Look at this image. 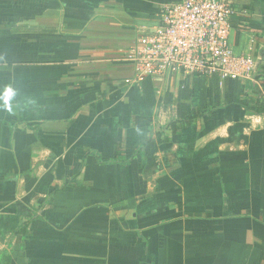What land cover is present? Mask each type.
<instances>
[{"label": "crops", "instance_id": "0c3cea01", "mask_svg": "<svg viewBox=\"0 0 264 264\" xmlns=\"http://www.w3.org/2000/svg\"><path fill=\"white\" fill-rule=\"evenodd\" d=\"M168 1L0 0L1 264H264L246 86L123 83L120 50ZM234 1L235 50L262 63L264 0Z\"/></svg>", "mask_w": 264, "mask_h": 264}, {"label": "built area", "instance_id": "2783aa9c", "mask_svg": "<svg viewBox=\"0 0 264 264\" xmlns=\"http://www.w3.org/2000/svg\"><path fill=\"white\" fill-rule=\"evenodd\" d=\"M234 0H176L162 4L157 24L137 30L134 42L120 50L119 62L131 66L126 85H141L150 78L171 75L215 77L246 86L243 94L264 99L258 77L260 57L237 52L232 17L238 13Z\"/></svg>", "mask_w": 264, "mask_h": 264}, {"label": "trees", "instance_id": "16d2710c", "mask_svg": "<svg viewBox=\"0 0 264 264\" xmlns=\"http://www.w3.org/2000/svg\"><path fill=\"white\" fill-rule=\"evenodd\" d=\"M257 76L264 80V61L260 63L258 66ZM238 94L241 96V98H239V102L246 111L254 113V114L264 113V99L261 98V95L259 93H256L255 96L251 97L250 99V97H247L246 95L243 94L242 88L241 86H239ZM251 100L253 101L251 102ZM191 121H193L192 117H181V118L173 119L170 122L165 123L163 127L166 129L172 128L173 130H175L183 125L189 124ZM3 255L4 253L1 252L0 254L1 258ZM0 264H1V259H0ZM4 264L6 263L4 262Z\"/></svg>", "mask_w": 264, "mask_h": 264}]
</instances>
